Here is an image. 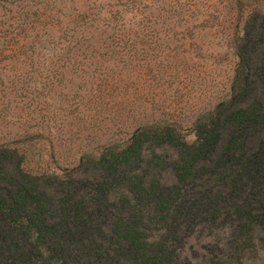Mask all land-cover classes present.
Instances as JSON below:
<instances>
[{
  "label": "rangeland",
  "instance_id": "rangeland-1",
  "mask_svg": "<svg viewBox=\"0 0 264 264\" xmlns=\"http://www.w3.org/2000/svg\"><path fill=\"white\" fill-rule=\"evenodd\" d=\"M39 1L49 7L0 8V144L27 173L60 178L143 123L191 143L196 117L229 99L242 17L264 16V0ZM228 228L197 231L182 264L211 249L214 264H264L259 242L236 251Z\"/></svg>",
  "mask_w": 264,
  "mask_h": 264
},
{
  "label": "trees",
  "instance_id": "trees-1",
  "mask_svg": "<svg viewBox=\"0 0 264 264\" xmlns=\"http://www.w3.org/2000/svg\"><path fill=\"white\" fill-rule=\"evenodd\" d=\"M28 3L49 7L0 8ZM242 18L229 99L196 117L191 143L173 123H143L62 178L27 173L0 144V264H182L210 226H229L236 251L258 241L264 252V16Z\"/></svg>",
  "mask_w": 264,
  "mask_h": 264
}]
</instances>
